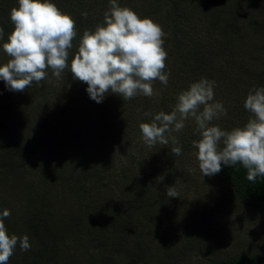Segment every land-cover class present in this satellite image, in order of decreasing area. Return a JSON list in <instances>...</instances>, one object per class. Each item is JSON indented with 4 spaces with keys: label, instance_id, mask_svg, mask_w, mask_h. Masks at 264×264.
I'll return each instance as SVG.
<instances>
[{
    "label": "trees",
    "instance_id": "1",
    "mask_svg": "<svg viewBox=\"0 0 264 264\" xmlns=\"http://www.w3.org/2000/svg\"><path fill=\"white\" fill-rule=\"evenodd\" d=\"M51 2L76 22L77 36L68 57L69 68L59 81L49 70L47 79L51 81L34 82L17 95L21 101L0 90V114L7 113L6 104L18 108L22 102L33 101L38 104L36 114L49 107L45 122L36 116L44 125L41 138L27 140L20 136L15 139L10 132L2 137L4 125L0 123V173L24 176L29 181L25 183V188L32 193L28 211L18 222L22 221L24 234L36 244L28 251H21L17 246L9 259L11 264H51L50 259L72 261L77 258L75 249L80 244L119 253L136 240L133 237L137 232L144 233L160 226L159 217L166 205L155 187L167 180L166 174L161 176L162 173L173 170L180 160H188V155L198 151L193 141L201 137L195 132L196 125L189 126L173 133L178 145L169 142L149 148L142 140L139 125L150 123L161 111L170 113L182 91L193 82L206 78L215 81V88L225 94L231 91L240 95L238 107H232L226 119L222 116L218 122L226 129L243 127L247 117L242 90L225 71L237 68L241 76L251 79L252 85L246 95L253 88L264 87V66L256 65L252 69L248 65L260 56L249 60L246 67L234 66L246 64V49H249L246 33L264 34V0H118L120 6L162 26L166 34L163 47L168 54L165 71L170 76L167 86L158 80L154 82L156 96L153 100L139 95L124 101L121 96L109 93L99 104L89 97L87 84L73 79L70 64L83 32L94 31L97 25L103 24L109 0ZM14 7H18V0H0V27L4 29L0 45L8 42V36L14 30L10 21ZM85 12L86 18L82 15ZM257 17L262 19L257 22ZM1 62L0 59V65ZM46 93L53 94L55 103ZM220 97L214 98L219 101ZM29 110L33 112V109ZM145 112L152 115L145 116ZM100 138L104 142L101 140L96 148ZM66 139L70 145H75L76 157L64 154L63 150L70 146L65 144ZM87 145L93 149L89 146L88 150ZM176 146L182 149L179 156L171 153V148ZM60 155L65 160L60 161L61 165H68L61 170L49 164H54L53 159ZM234 167L222 164V170L216 175L243 206L264 212V177L251 183L246 179V169L239 164ZM32 175L33 182L30 180ZM160 177L162 181H159ZM4 178L0 175V181ZM55 204L60 205L61 211H55ZM142 211L144 217L136 222L135 215ZM16 221L17 217L12 216L4 222L8 230H13ZM76 244L78 247L74 249ZM208 264H264V259L236 255Z\"/></svg>",
    "mask_w": 264,
    "mask_h": 264
},
{
    "label": "clouds",
    "instance_id": "2",
    "mask_svg": "<svg viewBox=\"0 0 264 264\" xmlns=\"http://www.w3.org/2000/svg\"><path fill=\"white\" fill-rule=\"evenodd\" d=\"M86 18L87 13H82ZM14 25L8 42L2 45L10 58L0 66V80L10 91L23 92L35 82L48 78L49 70L56 80L69 68L68 57L77 36L76 22L63 13L51 0H18V7L10 12ZM165 32L151 18H141L134 10L122 7L118 0H109L103 24L94 31L85 30L78 50L70 64L73 79L87 84V93L101 103L109 93L124 101L139 95L152 97L153 84L167 86L170 73L166 72L167 52ZM4 29L0 27V39ZM215 81L202 78L182 91L170 113L155 114L150 123L139 125L144 144L178 145L173 133L181 132L188 120L196 125L200 139L193 141L202 177L218 174L221 165H241L246 179L255 183L264 177V87L249 91L244 108L250 117L243 127L230 131L213 124L227 115L222 102L214 100ZM145 116L152 115L144 113ZM174 156L182 154L181 147H172ZM235 168V167H234ZM235 170H238L235 168ZM192 173L195 169H190ZM166 196L177 198L176 188L166 189ZM11 215L0 213V264H8L17 246L21 251L31 248L27 235H9L5 220Z\"/></svg>",
    "mask_w": 264,
    "mask_h": 264
},
{
    "label": "rangeland",
    "instance_id": "3",
    "mask_svg": "<svg viewBox=\"0 0 264 264\" xmlns=\"http://www.w3.org/2000/svg\"><path fill=\"white\" fill-rule=\"evenodd\" d=\"M259 19L261 20L262 18L257 17L256 21L258 22ZM246 41L247 47L249 48L246 49V64L234 66L246 67L249 60L255 56H260L261 58L259 57L257 61L248 65L249 67L251 65L252 69L256 65L262 68L264 66V34L256 35L247 32ZM0 52V59L2 61L0 66H2L9 60V57L4 53L2 45H0ZM225 72L230 75L229 79L231 81H237V87L241 88L242 96L245 100L247 96L246 90H249L252 85L251 79L247 76H241L242 74H239L237 68L226 70ZM49 81L51 79L45 80L46 83ZM55 86L57 85L55 84ZM0 90H3L2 92L6 93L5 95L12 96L21 101V97L17 96L21 92L10 91L3 80H0ZM214 91V97L225 95V97H220L219 102L225 104L227 115L223 117L226 119L232 107H238L241 102L240 95H234L231 91L225 94L220 88H215ZM50 92L53 91L50 90ZM46 94L47 96L49 95V93ZM49 96L52 98V102L55 103L53 94ZM155 96L156 94L148 98L153 100ZM37 106L38 104L33 101L22 102L21 107L18 108L6 104L5 109L7 113L0 114V123L4 125L2 137H5L10 132L15 139L20 136L27 140L35 137L41 138L44 125H41L39 118L45 122L44 116L47 114L49 107L45 108L43 112L36 114L35 108ZM29 108L33 109V112H30ZM244 114H246L247 118L243 123H246L250 117V113L245 111ZM36 116H39V118ZM218 120H214L213 124L218 125L222 130L230 131L233 129H226L222 125V122L219 123ZM185 124L184 129L189 126L193 128L195 122L188 120ZM101 140L102 138L97 140L96 148L99 147ZM102 142L104 141L102 140ZM65 144L67 146L70 145L67 139L65 140ZM89 146L87 145L88 150ZM90 149L93 148L90 146ZM63 151L65 152L64 154H69L70 158L72 155L77 156V152L74 153L76 151L74 144H71L68 150L65 149ZM91 152L93 153L95 150ZM195 153L196 151L188 155L186 157L188 160H180L174 165L175 168L173 170L162 173L161 176L166 174V181H162L161 177L159 178V181L164 183L160 184L158 188L155 187V190L162 199H165L166 205L161 210L163 211V215L159 217L162 221L160 226L150 228L144 233L137 232V235L133 237L136 240L132 241L130 245L124 246L123 249L125 251L122 249L119 253H113L111 251L104 252L99 249H91L85 246V244L84 246L80 244L79 248H77L78 244H76L74 245V249L77 248L75 249L77 250L75 252L77 254L76 259L67 262L50 259V263L208 264L213 260L236 255L260 256L264 259V212H258L243 206L235 198L230 188L216 174L211 177H202ZM63 158L61 155L57 156L53 159L54 164L52 162H49V164L60 170L65 169L68 165L66 167L60 163V161H65ZM76 159L78 160V158ZM190 169H195V172L192 173ZM66 172L68 173L69 170H66ZM158 172L159 170L156 172V175ZM0 175L2 177L5 176L4 181H0V213L5 209L9 210L11 215L7 218L8 221L12 219V216H16L15 228L13 230H8L9 227L6 228L9 235L15 234L17 236H23L25 235L23 232L24 225L22 221L18 222V219H20L21 215L25 216L28 211V201L32 193L25 188V183L29 181L24 176H14L13 173H0ZM33 177V175L30 177L32 182ZM173 186L179 193L177 198H169L166 196V189ZM126 199L127 197H125ZM53 208H55V211H61L59 204H55ZM143 212L135 215L134 220L136 222L142 220L144 217ZM29 242L31 247H36L35 243L30 240ZM135 242H138V245H135ZM45 256L47 257L49 255L46 254ZM46 260L47 258H44V261ZM11 263L12 260H9L8 264ZM39 264H44V262H40Z\"/></svg>",
    "mask_w": 264,
    "mask_h": 264
}]
</instances>
